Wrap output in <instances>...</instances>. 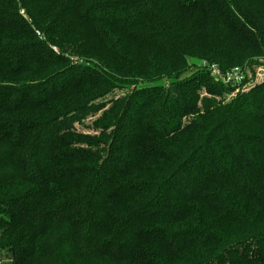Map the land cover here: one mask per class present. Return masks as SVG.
<instances>
[{"label":"trees","instance_id":"1","mask_svg":"<svg viewBox=\"0 0 264 264\" xmlns=\"http://www.w3.org/2000/svg\"><path fill=\"white\" fill-rule=\"evenodd\" d=\"M263 59L264 0H0V264H264Z\"/></svg>","mask_w":264,"mask_h":264},{"label":"rangeland","instance_id":"2","mask_svg":"<svg viewBox=\"0 0 264 264\" xmlns=\"http://www.w3.org/2000/svg\"><path fill=\"white\" fill-rule=\"evenodd\" d=\"M23 12H24V10H21V13H23ZM241 67H243L246 70L247 74H248V80H247V82H248L247 84L248 85L249 84H254L258 80L264 78V66H257L256 67L255 65L254 66L253 65L250 66L249 63H244L243 65H241ZM194 71H195V68L192 67L191 69H189L187 71L186 75H191ZM224 75H226V74H224ZM247 84H246V86H247ZM118 94L119 93H117V95ZM93 118H94L93 116H90L88 118V120L85 121L88 126L91 125V122H92ZM84 129H86V128H84ZM86 130H88V129H86ZM90 132H94V131H92L91 128H90Z\"/></svg>","mask_w":264,"mask_h":264},{"label":"built area","instance_id":"3","mask_svg":"<svg viewBox=\"0 0 264 264\" xmlns=\"http://www.w3.org/2000/svg\"><path fill=\"white\" fill-rule=\"evenodd\" d=\"M209 68L212 70L214 75L223 78L226 82L231 80H234L235 82H241L243 79L242 71L239 68H234L233 70H229L224 73L221 72L220 68L216 64H209Z\"/></svg>","mask_w":264,"mask_h":264}]
</instances>
